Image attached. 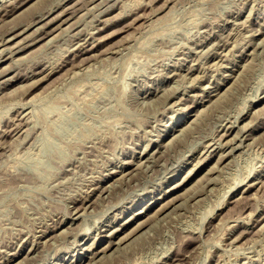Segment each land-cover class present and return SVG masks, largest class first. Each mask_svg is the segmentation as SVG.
<instances>
[{"label":"rangeland","instance_id":"obj_1","mask_svg":"<svg viewBox=\"0 0 264 264\" xmlns=\"http://www.w3.org/2000/svg\"><path fill=\"white\" fill-rule=\"evenodd\" d=\"M0 41V264H264V0H0Z\"/></svg>","mask_w":264,"mask_h":264},{"label":"bare ground","instance_id":"obj_2","mask_svg":"<svg viewBox=\"0 0 264 264\" xmlns=\"http://www.w3.org/2000/svg\"><path fill=\"white\" fill-rule=\"evenodd\" d=\"M33 1H34V0H33ZM17 3H18V2H17ZM15 6H16V5H15ZM18 7H19V6H18ZM53 9H54V8H53ZM13 10H14V9H13ZM21 10H22V9H21ZM24 10H25V9H24ZM36 13H37V12H36ZM44 13H45V12H44ZM6 15H7V14H6ZM10 15H11V14H10ZM32 18H33V17H32ZM37 18H38V17H37ZM4 20H5V19H4ZM4 22H5V21H4ZM26 24H27V23H26ZM28 24H29V22H28ZM27 27H28V26H27ZM9 28H10V27H9ZM6 33H9V32L6 31ZM6 33H5V34H6ZM12 33H13V32H12ZM12 35H13V34H12ZM13 36H15V35H13ZM93 37H94V36H93ZM7 38H8V37H7ZM4 39H5V38H3V40H4ZM33 40H34V39H33ZM1 41H2V40H1ZM1 41H0V42H1ZM4 41H5V40H4ZM81 42H83V41H81ZM2 43H3V42H2ZM75 45H76V44H75ZM82 53H83V52H82ZM92 54H93V53H92ZM88 55H89V54H88ZM88 55H87V56H88ZM7 56H8V55H7ZM1 68H2V67H1ZM16 68H17V67H16ZM218 94H219V93H218ZM218 98H219V97H218ZM212 102H214V101H212ZM209 103H211V102H209ZM23 118H24V117H23ZM235 124H236V123H235ZM225 127H226V126H225ZM225 134H226V133H225ZM226 140H227V139H226ZM228 140H229V139H228ZM228 140H227V141H228ZM230 141H231V140H230ZM224 142H225V141H224ZM212 146H213V145H212ZM225 162H226V161H225ZM139 163H140V161H139ZM139 163H138V164H139ZM141 163H142V162H141ZM121 173H122V172H121ZM114 179H116V178H114ZM209 179H210V178H209ZM207 181H208V180H207ZM102 188H103V187H102ZM105 188H106V187H105ZM106 190H107V189H106ZM202 190H203V189H202ZM104 196H105V194H104ZM84 207H85V206H84ZM89 207H90V206H89ZM80 208H81V207H80ZM72 209H73V208H72ZM83 210H84V209H83ZM73 212H74V211H73ZM73 212H71V213H73ZM71 213H70V214H71ZM249 215H250V214H249ZM74 217H75V216H74ZM70 221H71V220H70ZM143 221H145V220H143ZM66 224H67V223H66ZM139 224H140V223H139ZM69 225H70V224H69ZM141 225H142V224H141ZM136 227H137V225H136ZM137 228H138V227H137ZM137 234H138V233H137ZM121 238H122V237H121ZM236 240H237V239H236ZM233 241H234V240H233ZM116 243H117V242H116ZM118 243H119V242H118ZM124 244H125V243H124ZM107 246H108V245H107ZM108 247H110V246H108ZM113 247H114V246H113ZM103 249H104V248H103ZM93 251H94V250H93ZM115 251H116V250H115ZM118 251H119V250H118ZM100 255H101V254H100ZM103 255H104V254H103ZM109 256H110V255H109ZM98 257H99V256H98ZM101 258H102V257H101ZM103 258H104V257H103ZM87 260H88V259H87ZM92 263H93V262H92Z\"/></svg>","mask_w":264,"mask_h":264}]
</instances>
